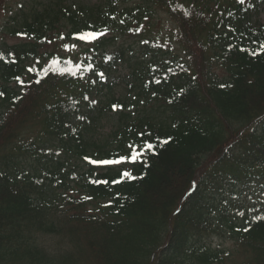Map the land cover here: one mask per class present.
<instances>
[{"label":"trees","instance_id":"16d2710c","mask_svg":"<svg viewBox=\"0 0 264 264\" xmlns=\"http://www.w3.org/2000/svg\"><path fill=\"white\" fill-rule=\"evenodd\" d=\"M26 4L0 27V264H264V0ZM126 32L141 57L110 52Z\"/></svg>","mask_w":264,"mask_h":264},{"label":"rangeland","instance_id":"374dc122","mask_svg":"<svg viewBox=\"0 0 264 264\" xmlns=\"http://www.w3.org/2000/svg\"><path fill=\"white\" fill-rule=\"evenodd\" d=\"M67 1H70V2H76V3H79V4H87V5H94L96 3H103L104 0H67ZM21 2H23V4H26V0H12L10 3H9V11L6 13V16L5 15H1V17L3 18H7L9 15L12 14L13 11L16 10L17 6L19 4H21ZM157 16V15H156ZM3 18V19H4ZM2 19V20H3ZM258 20L260 21L261 24L264 25V7H263V10L260 14V16L258 17ZM154 25L153 27H151V30L154 32V33H159L161 35V37H164L166 35H169L171 34V32H173L172 30V24L165 18V16L163 15H160L155 17L154 18ZM151 31V32H152ZM0 42H1V36H0ZM5 42L7 45H13V44H16L17 41L16 40H13V39H5ZM126 43V46H130L132 45L133 47L131 48L128 56L130 55H133V56H137V57H140L142 54H143V51L141 50V48H139L140 46H137L136 43L138 42V40H134V39H127V38H123L121 40H117L115 42V46L114 48L116 49L117 47H120L122 45V43ZM80 47L77 45L73 48H70L68 51H71V53L73 55H75V53H77L79 51ZM172 49V48H171ZM132 51V52H131ZM128 74V66L126 65V68L121 66L120 64L117 65V67L114 69L113 71V77L115 80H119L118 82L120 83L121 82V78ZM213 242V245L214 247H216L218 244H221V242L217 239H214L212 240ZM231 244L230 243H225L224 244V248H228L230 247Z\"/></svg>","mask_w":264,"mask_h":264},{"label":"snow or ice","instance_id":"6c2138e0","mask_svg":"<svg viewBox=\"0 0 264 264\" xmlns=\"http://www.w3.org/2000/svg\"><path fill=\"white\" fill-rule=\"evenodd\" d=\"M239 3L243 4L244 0H239ZM98 35H102V33H97V32H92V31L82 32V33H79L78 35L74 36V39L90 42L92 39H94ZM260 47L264 48V44H261ZM53 63L55 64L56 61H53ZM37 83H40V82L37 81ZM85 99H87V97H85ZM93 103H95V101H93ZM115 107H117V106H114V108ZM79 118L83 119V117H79ZM160 143L161 144H166V143H168V141L167 140H163ZM153 147H154V145H147L148 149H152ZM140 155H143V153L137 154L135 149L133 148V155L131 156V162L133 164L138 163V162H142L145 166H147V161H139L138 156H140ZM86 159H88V158H86ZM120 162L121 161H118V160H108V159H105V160H102V161H93V160L89 159V163H93V164L99 163V164H104V165H111V164H118ZM122 175L124 177H128L129 179H136L135 176H133L132 174H130L127 171L123 172ZM105 183H106V181H105ZM88 198L89 197H86V199H88ZM245 231H247V229H245Z\"/></svg>","mask_w":264,"mask_h":264}]
</instances>
